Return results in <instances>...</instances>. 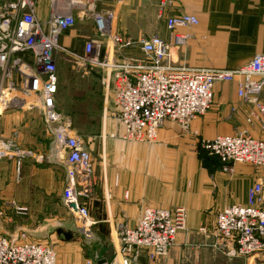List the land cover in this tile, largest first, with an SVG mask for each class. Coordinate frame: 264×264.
Wrapping results in <instances>:
<instances>
[{"label":"built area","instance_id":"obj_1","mask_svg":"<svg viewBox=\"0 0 264 264\" xmlns=\"http://www.w3.org/2000/svg\"><path fill=\"white\" fill-rule=\"evenodd\" d=\"M40 2L0 0V128L8 110L36 109L43 113L52 132L56 158L67 167L64 206L81 222L87 238L92 235L88 201L93 194L95 168L86 139L57 108L59 55L64 52L84 66L102 69L106 88L113 90L115 117L123 130L120 137L132 142L155 143L167 121L191 132L194 119L211 108L216 84L236 83L237 94L247 107L246 127L234 134L203 139L199 147L217 157L225 172H234L238 164H249L262 174L249 188L246 203L232 204L218 213L214 246L229 256L247 257L264 251V209L260 207L264 202V137L253 133L257 130L264 135V52L235 69L177 65L172 49L188 45L191 35L179 29L198 26L200 21L194 14L167 19L170 42L159 35L134 40L116 33L114 11H96L92 0H49L45 19L38 16ZM171 3L161 0V10ZM80 6L83 17L94 18L98 35L85 43L82 54H77L61 46L60 37L74 26V10ZM135 48L143 53L142 59L125 54ZM115 52L118 58L113 57ZM27 155H31L30 150L0 138V159ZM17 211L26 213L25 208L18 207ZM186 222L184 207H145L135 227H122L119 248L107 264H138L143 251L151 261L166 259ZM20 240L16 235L0 236V264H56L51 245ZM87 264L95 261L88 259Z\"/></svg>","mask_w":264,"mask_h":264},{"label":"crops","instance_id":"obj_2","mask_svg":"<svg viewBox=\"0 0 264 264\" xmlns=\"http://www.w3.org/2000/svg\"><path fill=\"white\" fill-rule=\"evenodd\" d=\"M160 5L161 0H92L96 11H114L116 33L134 40L159 35L170 42L167 19L184 13L196 15L198 26L179 29L190 34L191 39L188 45L172 49L177 65L235 69L264 52V0H172L164 11ZM82 8L74 10V26L60 37L61 46L77 54H82L85 43L98 35L94 18L83 17ZM48 14L49 0H41L38 16L45 19ZM129 51L125 54L133 55ZM113 57L119 56L115 52ZM246 108L237 94L236 83L223 82L216 84L211 108L194 119L190 133L167 121L158 140L149 144L115 139L104 130L99 153L106 155V162H100L96 168L98 186L94 200L88 201L95 238L85 239L77 227L69 233V239L47 243L56 253V264H87L88 259L99 264L110 248L115 255L122 227H135L148 206L184 207L186 228L178 233L166 259L151 261L143 251L138 264H264V251L247 257L229 256L214 246L218 213L232 204L247 202L248 190L257 180L256 171L247 168L249 164H239L234 172H225L217 157L199 147L203 139L234 134L246 127ZM36 113L43 116L36 109L8 110L0 128L3 141L31 151L25 157L0 159V209L4 208L2 205H8L11 211L25 208L26 214H21L25 216L34 205L49 197L53 202L57 197L67 211L62 198L67 167L63 160L54 159L53 154L45 163L40 160L47 155L49 145L39 134L29 131L33 124L31 116ZM26 133L39 139L25 144ZM253 133L264 137L257 130ZM10 217L0 219V236H20L24 230L27 235V229L35 221L30 216L19 226Z\"/></svg>","mask_w":264,"mask_h":264},{"label":"rangeland","instance_id":"obj_3","mask_svg":"<svg viewBox=\"0 0 264 264\" xmlns=\"http://www.w3.org/2000/svg\"><path fill=\"white\" fill-rule=\"evenodd\" d=\"M130 50L129 53H133L130 56H133V58L142 59L144 57V55L141 56L142 53L139 52V49L138 51L134 49ZM59 56L61 57L58 64L59 92L57 96V108L61 113L71 119L74 129L86 139L88 147L94 153L92 157L95 168V183L92 186L93 194L89 198L92 201L95 198V189L99 181L96 168L100 162L102 164L106 162V155L104 156L103 152L99 153L100 147L103 144L101 137L104 134V130L107 131L109 137L124 140L120 137L123 130L120 126L117 127L115 117L117 108L112 94L113 90L111 89L110 91L106 88L107 85L104 82V72L102 69L84 66L78 59L65 54H60ZM31 117L33 124L29 131L33 130L35 134H39L42 141L49 145L48 150L50 149V151H46V156L40 157V160L43 163L47 162L51 154L56 159L53 151L52 132L48 128L45 118L38 113ZM32 135L31 133L25 134V144L34 143L39 139L38 136L36 139L35 135L32 138ZM251 167L250 165L247 166V168L256 171L255 175L257 174V179L262 174V171L256 167ZM262 205L260 207L264 209V204ZM2 206L5 210L0 209V219L11 216L12 220L14 222L17 221L16 223L19 226L26 223L30 216L34 217L35 221L27 229V235L25 230L22 233L24 236L20 235L22 241L41 242L44 244L54 243L56 240L65 241L69 239V233L77 227H79V231L85 239L93 241L95 238L93 228H91L92 235L88 234L90 236L87 238L85 232L80 227L81 222L67 213L57 197L54 202L52 201V197H49L44 203L34 205V209H31V212L27 216L21 215L17 209H14V212L11 211V209L7 208L8 205ZM6 225L9 226L10 224L6 223ZM91 256H93V253H91Z\"/></svg>","mask_w":264,"mask_h":264},{"label":"water","instance_id":"obj_4","mask_svg":"<svg viewBox=\"0 0 264 264\" xmlns=\"http://www.w3.org/2000/svg\"><path fill=\"white\" fill-rule=\"evenodd\" d=\"M113 256H114V250H113V248H110L107 251L106 256L99 261V264L107 263L108 261H110L113 258Z\"/></svg>","mask_w":264,"mask_h":264}]
</instances>
